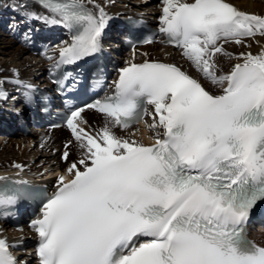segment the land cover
I'll list each match as a JSON object with an SVG mask.
<instances>
[{
	"label": "snow or ice",
	"instance_id": "obj_1",
	"mask_svg": "<svg viewBox=\"0 0 264 264\" xmlns=\"http://www.w3.org/2000/svg\"><path fill=\"white\" fill-rule=\"evenodd\" d=\"M34 2L44 12L28 18L73 33L58 49V68L101 52L112 18L97 0ZM159 21L167 43L221 92L176 64L145 60L119 69L113 94L87 105L105 116L102 128L89 130L85 109L72 110L66 125L81 155L31 221L38 264H264V246L247 233L264 204V48L237 56L225 50L264 37V15L229 0H162ZM218 55L241 62L223 72ZM9 82L0 79V98ZM144 116L155 133L150 144L113 131ZM25 195L0 185V204ZM11 247L0 237V264H20Z\"/></svg>",
	"mask_w": 264,
	"mask_h": 264
},
{
	"label": "bare ground",
	"instance_id": "obj_2",
	"mask_svg": "<svg viewBox=\"0 0 264 264\" xmlns=\"http://www.w3.org/2000/svg\"><path fill=\"white\" fill-rule=\"evenodd\" d=\"M231 3H233L238 9L243 10L248 13H254L258 15H264V0H229ZM97 3L101 4L102 7H104L105 11L108 13V15L112 18V15L115 13H122L121 10L127 9L128 11H131L132 9L136 12H145L149 9H151V2L147 0H97ZM136 7V8H134ZM161 9H162V2L158 4L153 11L157 12V17L161 15ZM2 10L4 13H9L12 15H21L20 18L24 21H26L25 27H22L20 31H16L17 36L15 37H6L4 35H0V79H7L13 77L14 69L17 70L16 74L20 78H28L32 79L33 76L36 74V72L29 71L30 67L29 65L35 63L36 58L34 56L29 55V51L26 50L30 45L29 36L31 37L33 34L40 38L44 39L46 41L51 42L53 39L57 38V36H53L52 32H58L59 31H67L62 26H53V25H47L44 23L43 20L39 19H32L27 17V12L34 11L37 13H43L44 10L40 8L35 2L32 0H0V13H2ZM18 16V17H19ZM19 18V19H20ZM23 22V21H22ZM115 23L111 19L110 25L108 29L106 30V33L110 31L114 27ZM18 28V27H16ZM19 29V28H18ZM22 31H26L27 38L25 41L20 36ZM61 33V37L64 35L65 37H62L63 41L59 44L52 43L51 47L49 48V54H47L48 57L54 56L58 49L60 47L65 46L66 43L71 42L72 35L65 34L63 32ZM4 34V33H3ZM29 35V36H28ZM104 36V35H103ZM13 38H20L22 41H24L26 44L21 45H14V39ZM115 47H112L111 50L114 53H118L119 50L121 51V44L119 46V40L112 39ZM107 43L106 40H103L102 38V44ZM264 48V37H261L257 35L255 38H249L247 39L246 43L244 45H235L233 43H229L225 45V50L229 53H232L233 56L239 55L241 52H251L252 54H258L259 51ZM51 50V52H50ZM139 51L140 55L146 59H152L156 56H159L161 59H165L166 61H169L170 63L176 64L177 66H180L182 70L188 72L192 76H194L196 79L200 80V82L203 84V86L213 92V93H220L221 88L219 85L213 84L211 81L206 80L203 78L201 73H199L195 67L191 64L190 61H188L183 55H182V49L179 51L175 49H170L167 46H164L162 44L159 45H147L144 47H140ZM119 57H122L121 63H129L130 61H133L136 56L134 57L131 54H128L126 56L118 55ZM8 58V60H7ZM217 63L218 67L223 72H228L231 70V66L238 61L234 58H230L228 56L224 57L223 55L217 56ZM20 60V61H18ZM41 62L42 60H38ZM20 63H25L24 66L19 65ZM18 64V65H16ZM9 83L4 84L10 89L14 90V93H17V86L13 83H11V80H9ZM16 96V95H14ZM97 114V117H100L96 119L94 115ZM83 115H85L89 122L87 123V127L89 130H99L102 128L105 124V116L102 113H99L98 111L93 112H83ZM2 116L0 112V117ZM33 134V133H32ZM117 136L123 135L124 133L122 131L116 133ZM150 134L155 135L153 131L150 130ZM33 136V135H31ZM125 138L127 136H124ZM8 138L6 141L3 140V137L0 139V167L5 166L7 164H11L13 162H20L24 157V152H26L25 144L29 142L23 140L20 137H4V139ZM23 143H25L23 145ZM73 153L77 151H81L79 148V145L75 144L73 145ZM52 156H56L57 151H52ZM52 158H47L48 161H50ZM72 161V158L70 156V159L68 161H61L59 159V155L53 158V162L58 164L60 167L67 168L69 166V163ZM254 231V229H253ZM262 234H264V228L260 230Z\"/></svg>",
	"mask_w": 264,
	"mask_h": 264
},
{
	"label": "rangeland",
	"instance_id": "obj_3",
	"mask_svg": "<svg viewBox=\"0 0 264 264\" xmlns=\"http://www.w3.org/2000/svg\"><path fill=\"white\" fill-rule=\"evenodd\" d=\"M3 33H4V34H3ZM0 35H4V36L8 37V36H7L8 34H5V32L2 31L1 29H0ZM224 57H226V56H224ZM7 60H8V58H7ZM18 61H20V60H18ZM149 122H151V119L149 120ZM24 144H25V143H23V145H24ZM25 147H26V150H27V148H30V146H29L28 143L25 144Z\"/></svg>",
	"mask_w": 264,
	"mask_h": 264
}]
</instances>
